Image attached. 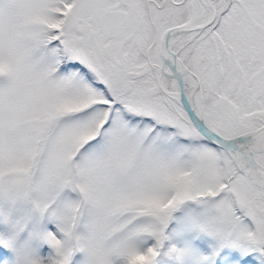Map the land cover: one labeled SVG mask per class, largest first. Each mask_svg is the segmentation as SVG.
Returning <instances> with one entry per match:
<instances>
[{"label": "snow or ice", "instance_id": "snow-or-ice-1", "mask_svg": "<svg viewBox=\"0 0 264 264\" xmlns=\"http://www.w3.org/2000/svg\"><path fill=\"white\" fill-rule=\"evenodd\" d=\"M0 264H264V0H0Z\"/></svg>", "mask_w": 264, "mask_h": 264}]
</instances>
